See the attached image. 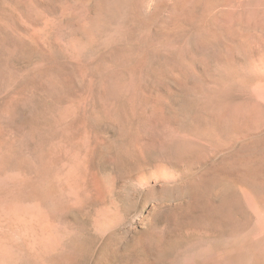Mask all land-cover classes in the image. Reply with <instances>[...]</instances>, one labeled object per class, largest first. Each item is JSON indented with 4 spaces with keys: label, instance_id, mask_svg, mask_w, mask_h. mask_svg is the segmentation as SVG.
I'll list each match as a JSON object with an SVG mask.
<instances>
[{
    "label": "rangeland",
    "instance_id": "374dc122",
    "mask_svg": "<svg viewBox=\"0 0 264 264\" xmlns=\"http://www.w3.org/2000/svg\"><path fill=\"white\" fill-rule=\"evenodd\" d=\"M0 264H264V0H0Z\"/></svg>",
    "mask_w": 264,
    "mask_h": 264
}]
</instances>
